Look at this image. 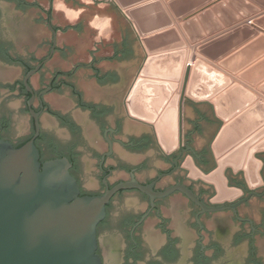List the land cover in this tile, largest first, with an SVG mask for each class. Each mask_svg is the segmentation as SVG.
Returning a JSON list of instances; mask_svg holds the SVG:
<instances>
[{
	"label": "water",
	"instance_id": "water-1",
	"mask_svg": "<svg viewBox=\"0 0 264 264\" xmlns=\"http://www.w3.org/2000/svg\"><path fill=\"white\" fill-rule=\"evenodd\" d=\"M36 1L43 10L50 11L51 22L58 27V43L74 49L63 66L69 68L74 61L83 65L94 62L93 70L113 74V82L99 85L91 77L92 68L81 67L76 75L84 92L95 96L105 93L108 100L122 102L144 55L129 23L112 0ZM113 1L132 23L146 55L124 100L128 115L149 124L141 126L147 132L152 128L162 150L158 147V151L166 159L172 158L174 168H182L187 178L201 182L204 193L209 191L208 200L217 204L208 208L209 211L231 209L235 212L238 204L252 197L249 205L242 207L240 212L242 215L247 213L255 223L261 222L260 212L264 208L261 157L264 160V152H260L264 151V127L254 131L264 124V73H256L264 67V56H261L264 32L259 33L243 22L252 18L253 23L264 29V0H239L252 10L242 15L245 20L240 26L200 46L194 43L201 32L194 38L187 30L189 24L197 26L195 19L186 20L178 25L180 40L172 49L165 48L161 38L176 33L170 27L169 16L172 12L176 14L177 0ZM223 2L233 6L232 0H224L212 8H223L239 19ZM208 12L202 11L197 16L200 18ZM39 13L35 7L25 16L33 18ZM155 15L159 18L157 24L151 20ZM39 28L38 36L49 35L42 24ZM237 31H243L246 37L253 39L241 48L222 52L215 49L218 42ZM256 45H260L261 50L249 54ZM186 46L188 51L184 49ZM167 60L170 63L166 68ZM232 77L236 82L231 84ZM158 87L161 91L156 95L154 89ZM65 95L66 92L62 94L64 99L67 98ZM256 95L262 100H256ZM240 98L244 100L242 103ZM187 99L210 101L215 116L222 122L210 143V150L208 143L220 121L213 117L211 105L194 104ZM249 104L251 106L244 110ZM256 108L261 109L263 115L251 122L248 113ZM35 126L34 136L19 147L0 139V264H101L95 252V229L104 217L105 204L119 189H138L151 200L179 191L203 206L195 192L183 183L154 191V181L140 184L135 179L119 182L100 195L80 196L65 157L40 163L33 142L38 134V124ZM43 126H49L48 122L44 121ZM183 135L190 137L194 149L190 139L183 140ZM194 150L208 152L202 157L211 164L207 171L195 161ZM87 154L85 150L83 157L88 164L92 161ZM155 165L157 169L167 168L163 161H157ZM174 226L183 233L184 242H188L187 233L176 220ZM148 232L149 239L156 243L159 236ZM254 239L257 255L264 261V237L255 235ZM111 245L112 241L104 240L107 255H110ZM243 247L244 243L237 246L242 255Z\"/></svg>",
	"mask_w": 264,
	"mask_h": 264
},
{
	"label": "flooded vegetation",
	"instance_id": "flooded-vegetation-1",
	"mask_svg": "<svg viewBox=\"0 0 264 264\" xmlns=\"http://www.w3.org/2000/svg\"><path fill=\"white\" fill-rule=\"evenodd\" d=\"M35 7L41 13L25 16ZM40 24L50 32L48 36H38ZM57 31L50 11L36 0H0V139L19 147L34 136L37 123L33 142L40 163L65 157L80 196L100 195L119 182L135 179L140 184L154 181V191L183 183L203 205L179 191L151 200L138 189H119L105 204L104 217L95 229V252L101 264H264L254 245L255 235L264 237V208L259 223L240 212L252 197L238 204L235 212L209 211L217 205L208 200L209 191L204 193L201 182L187 178L182 168H174L172 158L158 151L152 128L147 132L143 122L131 118L123 100L118 103L108 100L105 93L84 92L76 75L81 67L92 68L91 77L99 85L113 82L114 76L93 70L94 62L63 66L74 49L58 43ZM44 121L49 126L44 127ZM188 139L183 135L184 141ZM85 150L92 161L88 164ZM193 154L207 171L211 164L202 157L208 152L194 150ZM157 161L167 168L157 169ZM175 220L187 233L188 242L176 230ZM148 230L159 236L156 243L149 239ZM104 240L112 241L110 255L105 253ZM241 243L243 255L237 250Z\"/></svg>",
	"mask_w": 264,
	"mask_h": 264
},
{
	"label": "crops",
	"instance_id": "crops-1",
	"mask_svg": "<svg viewBox=\"0 0 264 264\" xmlns=\"http://www.w3.org/2000/svg\"><path fill=\"white\" fill-rule=\"evenodd\" d=\"M96 1H102V0H96ZM169 0H165V2H168ZM219 1H224V0H177L176 1V14H180L183 15L181 18H179L174 12H172L169 16V19L171 21L170 27L174 28L176 33H168L166 34L163 38H161V43L162 45L165 46V48L167 49H172L175 48L176 46H178V40H180V32L178 33V31H180V28L178 25H181L183 22H185L186 20L190 19V18H194L196 21V25L194 24H189V26H187V30L189 32L190 36H194V38H196V36L199 34V32H201V36L199 38L196 39V42L194 44H197V46L206 44L214 39H216L217 37L224 35L230 31H232L233 29L237 28L238 26H240L239 24H241V22H243L245 20V18L242 15H246L249 14L252 10L249 9L247 6H245L244 4H242L239 0H232V5H230L229 3H224V5L229 8L231 10V12H233L236 16H238L239 19H236L232 16V14L230 12H228L227 10L223 9V8H217L216 10H214L212 8L213 5H215L217 2ZM112 2L115 4V6L118 8V10L121 12V14L124 16V18L127 20V22L129 23L131 30L143 52V58L125 92V94L122 97V100L124 102L125 97L130 89V86L132 84V82L134 81V79L137 76L138 70L141 66V64L144 61L145 58V52L142 48V45L140 43V39L138 37V35L136 34V31L134 30L132 23L130 22V20L126 17V15L123 13V11L116 5V3L112 0ZM257 9H259L260 11H262V8L256 7ZM205 10H209L210 12H208L207 14L202 15L200 18L197 16L199 13H201L202 11ZM158 19H156V15L155 17L152 16V21L157 24ZM253 19H249L246 20L245 22H243V24H247L249 26H252L254 28H256L258 30L259 33L264 32V29H262L260 26L256 25L255 23H253L252 21ZM177 27V29H176ZM186 37L189 39V37L186 35ZM253 39V37L247 36L246 37V33L243 31H237L233 34H231L230 36H228L227 38H225L224 40H221L220 42H218L216 44V50L219 52H222L224 50H230V48H241L242 46H244L245 44H247L248 42H250ZM182 40V38H181ZM192 44V43H191ZM260 48H262L260 45H256L250 53H255L259 50H261ZM184 49L186 51H188V46L184 47ZM196 51V47L194 49ZM236 50V49H234ZM263 53L264 56V50L261 51V54ZM230 54V53H229ZM193 58H196L195 56ZM260 58V57H258ZM194 60V59H193ZM258 60V59H256ZM174 61V59H173ZM169 60L166 61V64H164V66L166 65V68L169 67ZM193 64V61L191 62ZM191 64V65H192ZM184 68V67H182ZM258 75L259 74H263L264 73V67L260 68L257 70L256 72ZM233 76H236L233 75ZM230 82L235 83L236 81L232 78H230ZM253 88H256L255 86H253ZM154 93L156 94H160L161 88H155L154 89ZM156 94V95H157ZM190 102L194 103V104H198V103H208L209 105H211V109H212V113H213V117L216 118L217 120H219L215 114H214V110L212 107V104L210 103V101L206 100V101H193L191 99H187ZM240 102L242 103V101H244L243 99H239ZM256 100H262L261 97L259 95H256ZM125 105V104H124ZM251 106V104L247 105V107H245L244 110L248 109ZM126 109V107H125ZM248 119H251V122H256V119H258L261 115H263V112L261 109L256 108L254 110H251L248 113ZM220 121V120H219ZM144 123V122H143ZM221 121L217 127V129L215 130L212 138L210 139L209 143H208V147L210 150V143L213 139V137L215 136L218 128L221 125ZM147 124V123H144ZM149 125V124H147ZM264 127V124L261 125L258 129H256L255 132H257L258 130H260L261 128ZM253 133V134H254ZM262 139H264V135L262 137ZM159 147V146H158ZM160 149V147H159ZM161 150V149H160ZM162 151V150H161ZM264 151L260 152L263 153ZM163 153V152H162ZM263 163L264 160L261 157ZM264 166V164H263Z\"/></svg>",
	"mask_w": 264,
	"mask_h": 264
},
{
	"label": "built area",
	"instance_id": "built-area-1",
	"mask_svg": "<svg viewBox=\"0 0 264 264\" xmlns=\"http://www.w3.org/2000/svg\"><path fill=\"white\" fill-rule=\"evenodd\" d=\"M188 64V63H187ZM192 63H189V65H191Z\"/></svg>",
	"mask_w": 264,
	"mask_h": 264
}]
</instances>
